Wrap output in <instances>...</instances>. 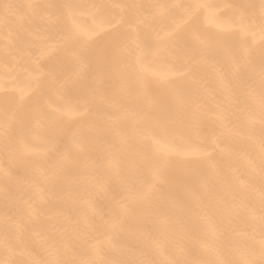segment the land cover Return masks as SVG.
Wrapping results in <instances>:
<instances>
[{
    "label": "bare ground",
    "instance_id": "bare-ground-1",
    "mask_svg": "<svg viewBox=\"0 0 264 264\" xmlns=\"http://www.w3.org/2000/svg\"><path fill=\"white\" fill-rule=\"evenodd\" d=\"M262 4L0 0V262L264 264Z\"/></svg>",
    "mask_w": 264,
    "mask_h": 264
},
{
    "label": "snow or ice",
    "instance_id": "snow-or-ice-1",
    "mask_svg": "<svg viewBox=\"0 0 264 264\" xmlns=\"http://www.w3.org/2000/svg\"><path fill=\"white\" fill-rule=\"evenodd\" d=\"M69 7H71V6H69ZM205 7L211 8L213 6H205ZM262 15H264V4H262ZM93 38H94L93 33H84L80 37V39L82 41V47H81L80 52L77 56V60L79 62L81 70H85L88 67L87 62H86L87 53H88V45L91 43ZM144 71H146V69H141V73L139 74L138 79L143 80V78H144L143 72ZM157 174H159V168H157ZM151 192H152L151 186L145 188L144 190L139 192L138 199L143 200V201H147L151 197ZM124 211L126 212L127 209H124ZM113 227H115V223L113 224ZM260 249H261V253L264 254V239L260 240ZM0 264H2V262H0ZM229 264H230V262H229ZM241 264H252V262L251 261H243V262H241Z\"/></svg>",
    "mask_w": 264,
    "mask_h": 264
}]
</instances>
